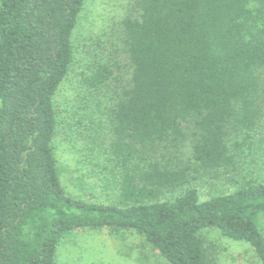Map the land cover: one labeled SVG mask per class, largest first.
Listing matches in <instances>:
<instances>
[{
  "label": "trees",
  "instance_id": "obj_1",
  "mask_svg": "<svg viewBox=\"0 0 264 264\" xmlns=\"http://www.w3.org/2000/svg\"><path fill=\"white\" fill-rule=\"evenodd\" d=\"M84 1L0 0V264H55L76 230L134 233L168 264H212L206 229L247 242L264 264V181L201 201L185 188L192 167L176 161L189 140L194 167L231 168L242 146L231 137L256 127L264 0H135L125 12L118 51L129 76L115 58L81 74L88 89L111 88L108 154L120 177L111 204L66 192L53 145L54 97Z\"/></svg>",
  "mask_w": 264,
  "mask_h": 264
},
{
  "label": "rangeland",
  "instance_id": "obj_2",
  "mask_svg": "<svg viewBox=\"0 0 264 264\" xmlns=\"http://www.w3.org/2000/svg\"><path fill=\"white\" fill-rule=\"evenodd\" d=\"M134 2L84 1L71 37L74 60L54 97L57 128L53 145L61 182L68 194L87 201L117 202L120 177L108 154L112 135L108 116L111 88L88 89L82 85L81 74L93 62L115 58L121 66L120 74L129 76L127 60L118 50L121 19ZM110 85L113 87L114 83ZM184 126L190 131L189 124ZM243 136L233 135L230 139L242 144L234 151V166L218 171L194 167L187 140L176 159L192 167L185 188L195 187L202 201L231 192L250 177L264 181V107L256 127L247 133L245 140ZM183 189L168 191L163 197L174 196ZM260 228L264 234V215L260 218ZM201 234L211 253L212 264H261L247 242L232 240L217 230L206 229ZM55 264L168 263L134 233L114 237L107 230H76L58 244Z\"/></svg>",
  "mask_w": 264,
  "mask_h": 264
}]
</instances>
